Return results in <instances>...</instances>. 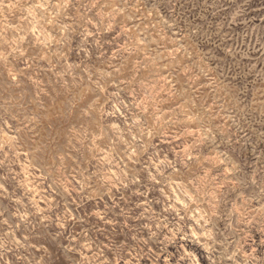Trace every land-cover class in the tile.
<instances>
[{"label": "clouds", "instance_id": "obj_1", "mask_svg": "<svg viewBox=\"0 0 264 264\" xmlns=\"http://www.w3.org/2000/svg\"><path fill=\"white\" fill-rule=\"evenodd\" d=\"M0 264H264V0H0Z\"/></svg>", "mask_w": 264, "mask_h": 264}]
</instances>
